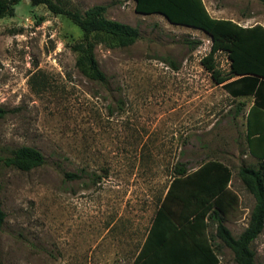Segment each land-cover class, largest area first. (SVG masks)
Instances as JSON below:
<instances>
[{"label": "rangeland", "instance_id": "obj_1", "mask_svg": "<svg viewBox=\"0 0 264 264\" xmlns=\"http://www.w3.org/2000/svg\"><path fill=\"white\" fill-rule=\"evenodd\" d=\"M58 1L82 13L104 5L140 36L128 46L96 43L100 83L76 66L72 46L83 32L67 16L30 0L0 16V155L30 145L45 157L29 171L0 167V264H134L176 167L208 160L232 170L239 204L224 222L237 237L255 204L239 170L264 156V113L202 65L210 35L136 12L134 0ZM203 1L219 18L264 25V0ZM215 59L228 74L227 52ZM215 228L211 220L219 264H238ZM253 248L264 264V230Z\"/></svg>", "mask_w": 264, "mask_h": 264}, {"label": "trees", "instance_id": "obj_2", "mask_svg": "<svg viewBox=\"0 0 264 264\" xmlns=\"http://www.w3.org/2000/svg\"><path fill=\"white\" fill-rule=\"evenodd\" d=\"M21 0H0V16L11 15ZM44 4L56 14L67 16L83 32L73 44L77 52L76 66L87 77L107 82L95 55L97 42L128 46L140 36L138 27L109 19L106 7L95 5L84 13L65 7L58 0H30ZM135 11L159 13L174 24L187 25L210 35L209 52L201 58L202 65L218 84L225 83L233 96L254 97L252 108L264 113V26L257 23L243 26L227 18L210 14L203 0H134ZM198 44L199 41H194ZM196 46V45H195ZM225 51L230 70L224 74L216 64V53ZM231 79V80H229ZM6 109L0 107V118ZM257 166H242L239 177L254 196L255 204L247 226L236 237L225 225V216L239 204V195L230 187L231 168L218 160H208L193 171L183 164L176 167L173 179L160 201L146 238L134 264H219L218 255L208 235L212 220L215 236L234 253L238 264H256L254 241L264 230V156ZM45 163L43 153L30 145L17 146L0 155V167L29 171ZM75 176V174H68ZM0 184V192H1ZM7 214L0 200V234Z\"/></svg>", "mask_w": 264, "mask_h": 264}, {"label": "crops", "instance_id": "obj_3", "mask_svg": "<svg viewBox=\"0 0 264 264\" xmlns=\"http://www.w3.org/2000/svg\"><path fill=\"white\" fill-rule=\"evenodd\" d=\"M207 9H208V11L210 12V14H211L212 16L219 18V15L216 14V11H218V8H217L216 5H214L213 7H210V8H208V6H207ZM254 16H255V14H253L252 17H254ZM262 25H263V24H262ZM263 26H264V25H263ZM253 103H254V102H253ZM253 103H252V105L250 106V108L253 106ZM261 119H262V118H261ZM261 122L263 123V120H262Z\"/></svg>", "mask_w": 264, "mask_h": 264}]
</instances>
